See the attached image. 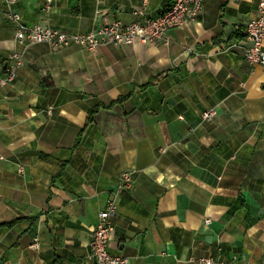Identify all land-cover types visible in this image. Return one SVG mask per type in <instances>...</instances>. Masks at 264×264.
<instances>
[{
	"label": "crops",
	"instance_id": "crops-1",
	"mask_svg": "<svg viewBox=\"0 0 264 264\" xmlns=\"http://www.w3.org/2000/svg\"><path fill=\"white\" fill-rule=\"evenodd\" d=\"M174 2L17 0L13 10L27 25L88 32ZM259 2L204 0L167 41L92 52L19 42L0 0V69L16 51L24 60L0 88V264H97L90 241L126 171L112 254L262 262L264 66L244 51ZM209 108L218 115L204 120Z\"/></svg>",
	"mask_w": 264,
	"mask_h": 264
},
{
	"label": "built area",
	"instance_id": "built-area-1",
	"mask_svg": "<svg viewBox=\"0 0 264 264\" xmlns=\"http://www.w3.org/2000/svg\"><path fill=\"white\" fill-rule=\"evenodd\" d=\"M10 6V19L15 23L16 38L24 43H47L58 50L71 46H82L89 51H96L102 46H131L137 42L156 43L167 41L171 29L182 28L197 21L204 12V0H175L171 8L157 17H144L132 23L115 20L88 32H68L52 29L40 24L27 25L21 15L13 10L17 0H7ZM147 0H145V5ZM138 17L144 16V9L135 12ZM245 57L251 65L264 66V0H260L258 10L246 25ZM21 52H14L7 64L0 69V88L13 83L17 70L23 65ZM218 115L216 108L206 109L202 113L204 120H211ZM23 171V168H21ZM133 187V174L126 171L121 182L108 200L107 206L99 213V223L90 241L91 257L97 264H131L130 258L114 255L110 251L112 234L115 226L113 219L118 212V199L122 191ZM211 219L206 220L210 224ZM195 261L199 264H233L212 257H201ZM260 264H264V258Z\"/></svg>",
	"mask_w": 264,
	"mask_h": 264
},
{
	"label": "trees",
	"instance_id": "trees-1",
	"mask_svg": "<svg viewBox=\"0 0 264 264\" xmlns=\"http://www.w3.org/2000/svg\"><path fill=\"white\" fill-rule=\"evenodd\" d=\"M13 224L15 223V222H12Z\"/></svg>",
	"mask_w": 264,
	"mask_h": 264
}]
</instances>
